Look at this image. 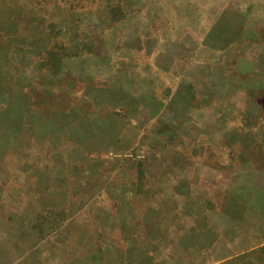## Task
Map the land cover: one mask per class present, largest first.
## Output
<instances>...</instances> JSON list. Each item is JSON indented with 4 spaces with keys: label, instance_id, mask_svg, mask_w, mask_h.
I'll return each instance as SVG.
<instances>
[{
    "label": "crops",
    "instance_id": "crops-1",
    "mask_svg": "<svg viewBox=\"0 0 264 264\" xmlns=\"http://www.w3.org/2000/svg\"><path fill=\"white\" fill-rule=\"evenodd\" d=\"M142 3L145 5L135 10L138 19L135 29L142 27L149 44L137 46L131 42L129 49L132 52L145 49L150 57L149 65L154 63L155 71L131 78L133 83L144 84L145 89L132 100L133 113L136 114L138 107L143 109L147 129L160 134L173 130L179 135L193 128L196 136L202 135L203 130L220 133L215 139L230 150L217 156L211 154L206 159V166L220 171L215 198L191 190L193 168L184 165L186 158H175L170 139L167 143L138 144L137 135L131 134L134 131L131 124L116 122L115 113L109 115L97 108L99 103L95 99L82 94V101L76 104L82 113L92 110L96 119L106 120L107 131L115 139L114 148L124 154L121 156L130 157V160L120 158L117 163L131 161L138 147L142 149L145 145L154 161L161 154L177 166L181 162L186 169L176 170L181 176L174 188L168 181L173 166L163 168L157 175L160 185L150 190L139 191L137 174L124 169L100 174L102 185L99 176L94 178L96 172L79 170L78 164L119 154L110 153V136L105 135L101 151L91 147L87 138L76 137L67 156L74 164L72 170H67L71 176L60 184L57 176L49 174V185L34 189L37 218L19 219L11 224H15L14 229L9 224L0 229V259L11 258L10 264H140L143 261L144 264H183L186 254L191 256L190 262L199 259L197 254H208L206 259L211 261L207 264H218L215 254H242L252 262L257 255L264 254V165H261L264 163V0H146ZM121 130L130 132L129 142L118 137ZM239 132L246 134L242 138L243 148L238 151L239 164L233 167L230 162L234 144L240 141L233 136ZM246 135L257 141L258 153L254 155L257 162H251L245 152L249 141ZM161 158L159 162L166 161ZM238 174H241L239 183ZM35 175L36 172L35 180H40ZM172 190L176 200L167 197ZM139 192L149 198L147 203L159 199L155 203L164 212L173 210L171 218H177L178 224L183 225L180 232L187 226L193 231L179 233L177 246L163 245L157 251L147 247L146 254H139V241L174 242L167 238L170 219L159 217L152 224L158 231H151L147 220L138 219V210L146 213L153 207L158 211L156 206L139 207ZM96 193L104 195L110 205L92 202L91 196ZM205 201L210 202L209 206L204 205ZM58 213L62 215L60 218L56 217ZM85 219L89 224L84 223ZM180 237L185 238L183 244L194 246L187 249L188 245H181Z\"/></svg>",
    "mask_w": 264,
    "mask_h": 264
},
{
    "label": "rangeland",
    "instance_id": "rangeland-1",
    "mask_svg": "<svg viewBox=\"0 0 264 264\" xmlns=\"http://www.w3.org/2000/svg\"><path fill=\"white\" fill-rule=\"evenodd\" d=\"M144 1L146 0H0V229H5L8 224L10 229H14L19 219L37 218L33 206L37 197L34 189L47 187L49 174L57 176L60 184L71 176L67 170H72L74 164L67 156L71 152V144L77 141L74 140L76 137L87 138L91 147L99 151L105 144V135L110 136V153H119L118 156L108 154L110 158L100 157L97 161L92 158L90 163L78 164L79 170L86 173L96 172L94 178L99 176L102 185L104 181L100 174L108 170L117 173L118 169H124L137 174L139 191L150 190L151 187L160 185L157 175L163 168L173 166L170 168L172 171L168 175V181L173 188L176 186L178 177L181 176L176 170L185 168L183 164L178 162L177 166L170 163L169 158L166 159L161 154H158L154 161V157L149 156V147L145 145L142 149L138 147L131 161L117 163L120 158L130 157L121 156L124 154L120 153L117 147L114 148L112 141L115 139L111 135L113 133L107 131L106 120L96 119L92 110L86 114L82 113V109L76 105L82 101V94L95 99L99 103L96 104L97 108L109 115L113 116L115 113L116 122L128 126L131 124L134 129L131 134L137 135L138 144L148 141L167 143L170 139L175 158H186L184 165L193 168L191 174L194 183L189 186L191 190L203 191L208 198H215L214 189L215 184H220V171L206 166V159L210 158L211 154L217 156L230 150V147L226 148L219 144L220 140L215 139L219 138L220 133L203 130L202 135L196 136L197 132L193 128L179 135L173 130L160 134L149 127L147 129L143 109L138 107L136 114L133 113L135 109L131 102L136 98V94L145 92V89L144 84L133 83L131 78L146 76L155 71L154 63L149 65L150 57L145 49L134 52L129 49L131 42L137 46L149 44V40L146 41L141 32L142 27L135 29L138 26L135 10L138 8L139 11L140 6L145 5L142 3ZM202 118L206 120L205 116ZM245 134L241 135L239 132L238 136H233L234 139L240 138V141L234 144L233 160L231 157L230 162L233 167L239 164L238 151L243 148L242 138ZM118 135L121 140L129 142L130 132L121 130ZM247 137L249 141H246L248 147L246 145L245 152L251 162H257L254 157L258 153L257 141L252 136ZM98 154L101 156L103 152ZM160 156L166 161L159 162L162 160ZM105 159L114 162L109 163ZM33 171L40 180H35ZM194 175H197V178ZM240 175H236L238 183L241 182ZM72 188L76 190L78 187ZM144 192H139V207L156 206L154 208L158 211L152 209L153 207L146 213L138 210V219L150 222L151 231H158L152 224H155L159 217L165 221L170 219L168 223H171V226L167 227V238L174 242L162 244L155 239L154 242L146 244L139 241V254H146L144 250L147 247L151 251H157L161 250L163 245L177 246L179 233L193 230H189L187 226L180 232L179 228L183 225L178 224L177 218H171L173 210L170 213L164 212L161 206L158 207L155 203L159 199H150L147 203L149 198ZM167 197L176 200L174 192ZM91 198L92 202H106L110 205L102 194L96 193ZM40 199L46 201L45 197ZM209 203L205 201L204 205L209 206ZM100 213L106 214V211ZM146 215L148 217H145ZM61 216L59 213L56 215L57 218ZM99 221L101 220L98 219ZM12 222H15L13 226ZM185 222L189 224L188 216L185 217ZM84 223H88L86 219ZM95 226L93 223L92 227ZM180 238L181 245H188V242L183 244L185 238ZM42 245L47 247V244ZM192 246L194 244L188 245L187 249ZM229 255L213 256L217 257L218 264H264V254L257 255L253 262L248 256L247 260L243 258L242 254ZM198 256L199 259H193L191 263L188 259L191 256L186 254V259L182 262L207 264L211 261L206 259L208 254H197L196 257ZM10 262L11 258L8 257L0 259V264ZM144 263L145 261L140 264Z\"/></svg>",
    "mask_w": 264,
    "mask_h": 264
},
{
    "label": "trees",
    "instance_id": "trees-1",
    "mask_svg": "<svg viewBox=\"0 0 264 264\" xmlns=\"http://www.w3.org/2000/svg\"><path fill=\"white\" fill-rule=\"evenodd\" d=\"M173 132H176V133L178 134V132H177V131H173Z\"/></svg>",
    "mask_w": 264,
    "mask_h": 264
}]
</instances>
